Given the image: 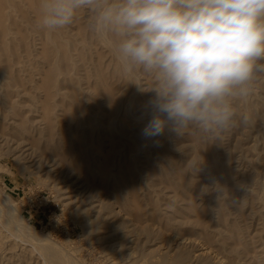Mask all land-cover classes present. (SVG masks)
I'll list each match as a JSON object with an SVG mask.
<instances>
[{"label": "rangeland", "instance_id": "obj_1", "mask_svg": "<svg viewBox=\"0 0 264 264\" xmlns=\"http://www.w3.org/2000/svg\"><path fill=\"white\" fill-rule=\"evenodd\" d=\"M7 2L0 264H264V74L236 103L228 130L166 129L146 139L154 77L123 68L119 37L93 27L95 12L78 10L70 25L48 31L39 0ZM9 47L17 67L3 62ZM48 80L63 95L48 100ZM12 117L14 127L5 122ZM17 215L35 234L16 226Z\"/></svg>", "mask_w": 264, "mask_h": 264}, {"label": "clouds", "instance_id": "obj_2", "mask_svg": "<svg viewBox=\"0 0 264 264\" xmlns=\"http://www.w3.org/2000/svg\"><path fill=\"white\" fill-rule=\"evenodd\" d=\"M40 7L48 30L70 25L78 10L95 12L93 27L119 37L125 70L154 77L146 139L166 129L228 130L236 103L264 74V0H40Z\"/></svg>", "mask_w": 264, "mask_h": 264}, {"label": "bare ground", "instance_id": "obj_3", "mask_svg": "<svg viewBox=\"0 0 264 264\" xmlns=\"http://www.w3.org/2000/svg\"><path fill=\"white\" fill-rule=\"evenodd\" d=\"M7 1H8V2H7V3H8V6H7V7H9V8H14V6L11 5V0H7ZM34 1H35V0H33V2H34ZM39 1H40V0H39ZM5 2H6V0H5ZM31 2H32V0H31ZM3 3H4V0H0V8L2 7ZM7 3H6V4H7ZM37 3H38V2H37ZM13 4H15V3L13 2ZM35 4H36V2H35ZM38 4H39V3H38ZM38 4H36V5H38ZM30 6H31V5H30ZM37 7H38V6H37ZM39 7H40V4H39ZM34 9H35V8H34ZM35 13H36V12H35ZM19 15H20V14H19ZM11 16H12V15H11ZM38 16L41 17V12H40V15H38ZM11 18H12V17H11ZM86 18H87V17H86ZM6 21H7V20H6ZM10 21H11V20H10ZM23 22H24V21H23ZM6 23H7V22H6ZM35 23H36V21H35ZM36 24H37V23H36ZM7 27H8V26H7ZM25 27H26V26H25ZM8 28H9V27H8ZM40 29H42V28L40 27ZM7 30H8V29H7ZM7 30H6V29H2V30L0 31V35L3 36V37H1V38H4V37H5L6 39H9L8 42H10V38H9V37H10V32H9L10 30H9V31H7ZM47 30H48V29H47ZM47 30L44 29V31H47ZM48 31H50V30H48ZM52 31H53V30H52ZM97 31H98V30H97ZM40 32H42V31H40ZM44 33H45V32H44ZM50 33H51V32H50ZM46 34L49 35L48 32H47ZM46 34H45V35H46ZM51 34H52V33H51ZM51 34H50V35H51ZM58 34H59V32H58ZM50 35H49V36H50ZM95 36H96V35H95ZM102 36H103V35H102ZM13 37H14V36H13ZM13 37H12V38H13ZM5 38H4L3 40H6ZM22 38H23V37H22ZM48 38H49V37H48ZM50 38H52V37L50 36ZM50 38H49V39H50ZM38 40H39V39H38ZM50 40H51V39H50ZM0 41H1V40H0ZM20 41H21V40H20ZM5 42H6V41H5ZM11 42H12V39H11ZM34 42H35V41H34ZM43 42H44V41H43ZM0 43H1V42H0ZM1 44H2V43H1ZM107 45H108V43H107ZM52 46H53V45H52ZM10 47H11V46H10ZM10 47H9V49H10ZM111 47H112V46H111ZM7 48H8V47H7ZM95 48H96V47H95ZM9 49H8V52H9L10 55H11V56L9 55V56H10L9 60H8V59H7L8 61L5 60V59H4V60L2 59V60H3V62H5V64H8V62L10 61V64L12 63V65H14V66L16 65V67H17V64H18L19 60L15 58V55H16V54H13V51H12L11 49H10V50H9ZM12 49H14V47H12ZM16 49H17V48H16ZM52 49L54 50V48H52ZM52 49H51V50H52ZM2 50L4 51V48H3V49L1 48V51H2ZM60 50H61V49H60ZM91 50H92V49H91ZM93 50H94V48H93ZM3 51H2V52H3ZM54 51H56V50H54ZM41 52H42V51H41ZM47 52H48V51H47ZM48 53H49V52H48ZM56 53H57V51H56ZM56 53H55V54H56ZM97 53H98V52H97ZM113 53H114V52H113ZM113 53H112V54H113ZM18 54H19V53H18ZM49 54H50V53H49ZM52 54H53V53H52ZM3 55H4V54H3ZM5 56H6V55H5ZM54 56H55V55H54ZM75 56H76V55H75ZM78 56H79V55H78ZM95 56H96V55H95ZM0 57H1V56H0ZM42 57H44V56H42ZM56 57H58V56H56ZM69 57H70V56H69ZM44 58H45V57H44ZM53 59H56V60H57V58H55V57H54ZM74 60H75V59H74ZM80 61H81V60H80ZM0 62H1V61H0ZM55 62H57V61H55ZM122 62H123V61H122ZM20 64H21V63H20ZM24 64H25V63H24ZM3 65H4V64H3ZM6 66H7V65H6ZM10 66H11V65H10ZM18 66H19V65H18ZM120 66H121V65H120ZM16 67H15V68H16ZM21 67H23V66L21 65ZM24 67L26 68V65H25ZM40 67H41V66H40ZM55 67H56V66L54 65V69H55ZM5 68H6V67H5ZM5 68H4V70H6ZM10 68H11V67H10ZM46 68H47V66H46ZM56 68H57V67H56ZM115 68H116V67H115ZM123 68H124V67H123ZM7 69H8V66H7ZM22 69H23V68H22ZM32 69H33V68H32ZM4 70H3V69H0V82H1V79H4V77H2V75H4L3 73L5 72ZM15 70H17V69H15ZM23 70H24V69H23ZM23 70H22V71H23ZM46 70H47V69H46ZM56 70H57L56 72H58L59 68H57ZM3 71H4V72H3ZM7 71H8V70H7ZM7 71H6V72H7ZM11 71H12V69H11ZM25 71H26V70H25ZM34 71H35V70H34ZM17 72H18V71H17ZM20 72H21V71H20ZM73 73H74V72H73ZM18 74H19V73H18ZM30 74H31V73H30ZM62 74H63V72H62ZM46 75H47V74H46ZM4 76H5V75H4ZM6 76H7V74H6ZM22 76H23V75H22ZM64 76H65V75H64ZM12 77H13V76H12ZM44 77H45V76H44ZM5 78H6V79H5V83L7 84V82H9V81L7 80L8 77H5ZM10 79H11V78L9 77V80H10ZM18 79H19V78H18ZM64 79H65V78H64ZM66 79H67V78H66ZM11 80H12V79H11ZM51 80L54 81L53 78H51ZM6 81H7V82H6ZM28 81H29V80H28ZM42 81H43V80H42ZM55 82H56V81H55ZM61 82H63V81H61ZM76 82H77V81H76ZM43 83H44V82H43ZM52 83H53V82H51L50 80H48L47 83H44L46 86H45V88H44L43 90H45V94H46L48 100H50L52 97H54V96H56V95H57V96H60L61 94L63 95V92L60 91V90H61V86H62V84L57 82L58 84L55 83V85H54V84H52ZM9 84H10V82H9ZM60 84H61V85H60ZM7 85H8V84H7ZM11 85H12V84H11ZM14 85H15V84H14ZM19 85H20V83H19ZM43 86H44V85H43ZM7 87H9V89H10V85H8ZM7 87H6V88H7ZM21 87H22V86H21ZM4 88H5V87H2V85H1V83H0V113H1V115H3V117H6V116L11 117L10 114H9L10 112H5V113H4V112H3V109L1 108L2 104L4 103V98H6V96H7L6 93L4 92V91H5ZM7 89H8V88H7ZM7 89H6V90H7ZM22 90H23V89H22ZM9 91H10V90H9ZM109 91H110V90H109ZM6 92H7V91H6ZM10 93H11V92H10ZM12 93H13V92H12ZM45 94H44V95H45ZM66 94H67V93H66ZM132 94H133V93H132ZM132 94H131V95H132ZM97 95H98V94H97ZM109 95H110V94H109ZM18 96H19V95H18ZM30 96H31V95H30ZM95 96H96V94H95ZM71 97H72V96H71ZM5 101H6V100H5ZM126 101H127V100H126ZM15 102H16V101H15ZM41 102H42V101H41ZM47 102H48V101H47ZM57 102H58V101H57ZM76 102H77V101H76ZM127 102H128V101H127ZM7 103H10V102H7ZM54 103H55V102H54ZM74 103H75V102H74ZM114 103H116V102H114ZM128 103H129V102H128ZM14 104H16V103H14ZM30 104H31V103H30ZM50 104H51V102H49V103L46 104V109H47V107H48V109L46 110L47 113L50 112ZM58 104H59V103H58ZM60 104H61V103H60ZM108 104H109V102L107 103V105H108ZM3 105H4V104H3ZM5 105H6V103H5ZM5 105H4V106H5ZM48 105H49V106H48ZM8 106H9V105L7 104V107H8ZM114 106H115V105H114ZM118 106H119V105H118ZM116 107H117V105H116ZM120 107H121V106H120ZM120 107H119V108H120ZM13 108H14V107H13ZM41 108H42V107H41ZM113 108H114V107H113ZM119 108H118V109H119ZM7 109H10V107L7 108ZM11 109H12V108H11ZM56 110H58V109H56ZM62 110H63V109H62ZM127 110H128V109H127ZM90 111H91V110H90ZM57 112H58V111H57ZM47 113H46V114H47ZM54 113H55V112H54ZM11 114H12V112H11ZM58 114H59V113H58ZM54 115H56V114H54ZM54 115H53V116H54ZM132 116H133V115H132ZM57 117H58V115H57ZM105 117H106V116H105ZM129 117H130V115H129ZM11 119H12V121H11ZM11 119H6L5 122H7V121L9 120V121H8L9 124H12L13 127L16 126L15 123H14V121H13V117H12ZM48 120H49V121H48ZM48 120H46V121L48 122L47 124H49V125H50V124H53V122L56 120V116H54V118L52 117V118H50V119H48ZM240 120H241V119H240ZM56 121H57V120H56ZM87 123H88V122H87ZM107 124H108V123H107ZM35 125H36V124H35ZM47 126H48V125H47ZM47 126H46V127H47ZM112 126H113V125H112ZM46 127H45V128H46ZM106 127H107V126H106ZM49 128H52V127L48 126V128H47L48 131H49ZM35 129H38V128H35ZM66 129H67V128H66ZM26 130H27V129H26ZM87 131H88V130H87ZM116 131H117V130H116ZM32 132H33V131H32ZM45 132H47L46 129H45ZM49 132H50V131H49ZM49 132H47V133H49ZM130 132H131V131H130ZM15 133H17V132H15ZM47 133H46V134H47ZM88 133H89V132H88ZM166 133H167V132H166ZM27 134H28V132H27ZM46 134H45V135H46ZM49 134H50V133H49ZM108 134H109V133H108ZM0 135H1V134H0ZM9 136H10V135H9ZM47 136H48V134H47ZM112 136H113V135H112ZM22 137H23V136H22ZM34 138H35V137H34ZM34 138H33V139H34ZM115 138H116V137H115ZM7 140H8V139H7ZM9 140H10V139H9ZM24 140H25V139H24ZM48 140H49V139H48ZM119 140H120V139H119ZM127 140H128V139H127ZM140 140H141V139H140ZM256 141H257V140H256ZM19 142H20V141H19ZM138 142H139V141H138ZM15 143H16V142H15ZM20 147H21V146H20ZM261 148H262V147H261ZM139 149H140V148H139ZM26 150H27V149H26ZM23 151H24V150H23ZM31 151H32V150H31ZM262 152H263V151H262ZM145 156H146V155H145ZM225 160H226V159H225ZM256 161H257V160H256ZM18 165H19V164H18ZM260 169H261V168H260ZM262 169H263V168H262ZM103 170H104V169H103ZM103 170H102V171H103ZM106 174H107V173H106ZM262 203H263V202H262ZM6 208H7V207H6ZM6 208H5V209H6ZM258 212H259V211H258ZM14 215H16V214H14ZM14 215H13V216H14ZM13 216H12V218H13ZM18 217H19L18 215H17V218H16V216H15V220H16V222H17V224L15 223L16 226L18 225V227H20V229L24 230V232L26 231L27 234H35V233H34V232H35L34 229H33L32 227H30L25 221H23L22 219H20V217H19V218H18ZM12 221H13V220H12ZM94 222H95V221H94ZM97 222H98V221H97ZM5 223H6V222H5ZM96 224H97V223H96ZM98 224H99V226H100V223H98ZM104 224H105V223H104ZM93 225H95V224H93ZM93 225H92V226H93ZM89 226H90V225H89ZM96 226H97V225H96ZM96 226H95V227H96ZM99 226H98V228H99ZM101 226H102V223H101ZM92 228H93V227H92ZM96 228H97V227H96ZM100 228H101V227H100ZM16 229H18V228H16ZM20 229H19V230H20ZM95 230H96V229H95ZM19 232H20V231H19ZM26 232H25V233H26ZM21 237H22V236H21ZM5 242H6V241H5ZM40 242H41V241H40ZM40 242H39V243H40ZM41 243H42V242H41ZM41 243H40V244H41ZM45 243H46V242H45ZM43 245H45V247L47 246V245L44 244V243H43ZM39 246H41V245H39ZM49 246H51V244H50ZM52 246H53V245H52ZM12 247H13V246H12ZM5 249H6V248H5ZM60 250H61V249H60ZM58 251H59V250H58ZM49 252H50V251H49ZM207 252H208V250H207ZM53 254H54V252H53ZM56 254H57V253H56ZM56 254H55V255H56ZM61 254H63L62 251H61ZM48 255H49V253H48ZM57 255H58V254H57ZM186 255H188V254H186ZM49 256H51V255H49ZM58 256H59V255H58ZM61 256H62V255H61ZM63 256H64V255H63ZM51 258H53V256H51ZM179 258H180V259H179ZM55 259H56V258H55ZM59 259H60V258H59ZM61 259H62V258H61ZM179 260H180V261L183 260V257L180 256V255H178V261H179ZM184 260H185V259H184ZM176 262H177V261H176ZM177 263H178V262H177ZM180 263H181V262H180ZM182 263H184V261H182Z\"/></svg>", "mask_w": 264, "mask_h": 264}]
</instances>
